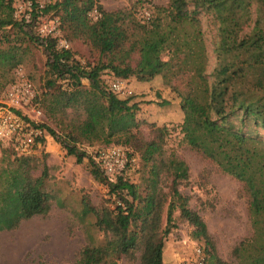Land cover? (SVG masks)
I'll use <instances>...</instances> for the list:
<instances>
[{
    "label": "trees",
    "instance_id": "1",
    "mask_svg": "<svg viewBox=\"0 0 264 264\" xmlns=\"http://www.w3.org/2000/svg\"><path fill=\"white\" fill-rule=\"evenodd\" d=\"M14 4L0 0V91L14 82V70L24 63L29 46L40 49L44 93L76 92L77 99L60 105L57 129L36 125L46 131L39 141L49 135L76 163L87 158L89 174L114 199L113 206H94L82 195L80 215H90L102 237H92L70 264H117L124 258L134 264H164L165 239L176 227V212L192 228V238L203 244V264H264V139L259 134L264 131V0H167L122 40L102 39L97 57L86 62L70 47L59 46L58 36L39 34L36 8L26 22L14 16ZM60 6V0H49L41 14L59 15ZM96 9L101 20L107 13ZM201 16L212 33L210 73ZM105 71L112 81L133 77L148 82L160 76L174 96L156 91V104L168 106L178 99L185 145L242 184L251 233L233 247V261L218 256L205 221L180 189L188 181L189 166L173 150L167 152L168 128L138 119L140 102L134 95L119 97L111 84L99 83ZM142 125L150 127V136H144ZM84 144L122 146L136 163H127L110 178L94 158L97 150L91 155L81 148ZM136 172L138 182L131 179ZM48 178L47 165L34 154H18L12 146L3 151L0 231L49 213L55 196L45 187Z\"/></svg>",
    "mask_w": 264,
    "mask_h": 264
},
{
    "label": "rangeland",
    "instance_id": "2",
    "mask_svg": "<svg viewBox=\"0 0 264 264\" xmlns=\"http://www.w3.org/2000/svg\"><path fill=\"white\" fill-rule=\"evenodd\" d=\"M39 1L43 5L49 2ZM18 2L20 0H15L16 5ZM60 2V14L54 16L59 19V35L68 40L69 47L75 52L76 57L86 62L97 57V46L102 39L122 40L125 34L132 31L136 22H142L146 18V13L153 12L155 5H165L167 0H60ZM90 6L92 10L88 11ZM96 6H100L107 13L101 20L96 19L98 16ZM52 13L47 16L50 17ZM19 14L16 18L20 17ZM201 19L208 58L207 73H210L215 62L212 33L206 17L201 16ZM29 47L25 61L20 67L33 83L36 95L29 104L23 105L21 112L25 116H30L36 125L45 124L57 129L56 114L60 105L71 104L73 99H77V93L68 96L63 91L44 93L41 76L45 57L40 49L31 45ZM121 59L123 56L118 57V60ZM113 78L110 72L105 71L100 76L99 83L108 88ZM123 81L125 89L116 94L122 98L134 95L135 100L140 102L138 119L168 128L165 145L167 152L173 150L189 166L188 181L183 183L180 189L190 196V207L205 221L218 256L225 261H233L231 254L233 247L251 233L247 196L242 184L223 172L215 163L185 145L179 131L181 113L177 105L178 99L174 98V102L168 106L156 104L160 101L156 91L163 97L174 96L171 88L164 84L160 76L148 82L138 81L133 77ZM83 82L88 85L86 79ZM8 87L9 85L0 91V102L6 100ZM32 109L40 113H33ZM40 130L43 134L46 133L42 128ZM141 130L145 137L151 135L149 126L142 125ZM259 134L264 139V131L259 130ZM10 146L8 143L1 144L0 156L4 150H10ZM103 146L84 144L81 148L93 155ZM33 154L47 165L49 178L45 187L54 194L55 200L48 214L24 220L13 230L0 231V264H36L40 261L49 264H70L92 237L95 240L102 237L91 224L93 218L90 215L87 217L80 215L82 195L86 194L94 206L104 204L113 206L114 199L108 194L107 186L97 182L89 174L87 158L81 163H76L75 158L65 155L64 150L49 135ZM41 168L40 165L35 174H39ZM131 179L138 182V172L134 173ZM174 216L176 227L165 239L164 264H198L196 249L201 248L203 244L192 238V228L178 217L177 212ZM117 264L134 263L124 258Z\"/></svg>",
    "mask_w": 264,
    "mask_h": 264
},
{
    "label": "built area",
    "instance_id": "3",
    "mask_svg": "<svg viewBox=\"0 0 264 264\" xmlns=\"http://www.w3.org/2000/svg\"><path fill=\"white\" fill-rule=\"evenodd\" d=\"M33 2L36 3V6ZM14 7V16L17 17L20 13L19 18H24L26 22L31 21V12L36 8L40 12L38 16L39 34L42 36H58L59 46L69 47L68 40L59 35V19L41 14L40 9L43 8V4L39 0H20L17 5L14 4ZM148 17L149 13H146V18ZM14 74L15 80L6 91V100L0 102V144L8 143L18 154L30 155L40 145L39 138L43 135V132L36 124H32L33 121L30 116H26L29 120L25 118V114L21 112V109L23 105L29 104L35 98V88L20 66L14 70ZM111 89L114 92L122 91L125 89L124 81L121 79L112 81ZM32 112L40 113L34 109H32ZM94 158L110 178L122 171L127 163H136V158L129 156L128 151L119 145L99 148ZM196 252L198 255L197 263L203 264L202 249L198 247Z\"/></svg>",
    "mask_w": 264,
    "mask_h": 264
},
{
    "label": "crops",
    "instance_id": "4",
    "mask_svg": "<svg viewBox=\"0 0 264 264\" xmlns=\"http://www.w3.org/2000/svg\"><path fill=\"white\" fill-rule=\"evenodd\" d=\"M45 138H46V136H45Z\"/></svg>",
    "mask_w": 264,
    "mask_h": 264
}]
</instances>
